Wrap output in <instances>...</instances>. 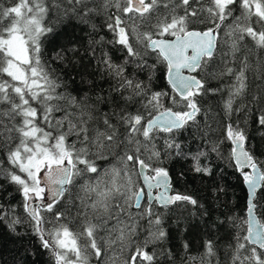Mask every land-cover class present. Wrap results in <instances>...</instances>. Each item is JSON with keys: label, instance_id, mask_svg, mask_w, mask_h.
<instances>
[{"label": "snow or ice", "instance_id": "1", "mask_svg": "<svg viewBox=\"0 0 264 264\" xmlns=\"http://www.w3.org/2000/svg\"><path fill=\"white\" fill-rule=\"evenodd\" d=\"M249 126L264 142V0H0V223L50 264H264Z\"/></svg>", "mask_w": 264, "mask_h": 264}, {"label": "trees", "instance_id": "2", "mask_svg": "<svg viewBox=\"0 0 264 264\" xmlns=\"http://www.w3.org/2000/svg\"><path fill=\"white\" fill-rule=\"evenodd\" d=\"M101 35H105L104 31H101ZM98 38V37H97ZM110 38L109 35H105V39ZM105 51H108L114 57L118 56L111 45H105ZM249 132L252 134V143L255 145V151L260 159H264V155H260L264 152V142L261 141L259 133L255 131L254 128L249 126ZM197 147L196 143L192 144L193 150ZM227 147V145L225 146ZM188 164L180 161L175 164V169L177 173L181 170H186ZM188 188L190 190L198 191V194L203 198L206 206L215 207V201L212 199L210 193L211 185L207 182H201L199 178L192 179V174L189 173L187 177ZM0 182H3L0 180ZM185 183L184 179L180 180V185ZM221 183H226L228 187L227 198L229 207L233 208L237 215H243L244 209L246 207L247 193L244 184L238 174H234L231 169L226 171L225 181ZM11 193V195H9ZM258 198L261 196L260 191L257 193ZM222 197V199H227ZM0 200L5 203H18L20 201V196L15 191L14 185H7L6 190L0 191ZM261 204H264V200H261ZM18 211H22L18 209ZM45 217L48 216L47 213H43ZM219 215V212L213 213V218ZM257 218L264 222V208L258 206L256 211ZM47 227V225H46ZM20 232H24V229H19ZM223 231V230H221ZM187 238L192 241L193 245H198L200 243L201 237L195 233L186 234ZM178 243V241H174ZM0 264H50L49 254L46 250L40 248L38 239L31 234L19 237L11 233L8 228L0 223Z\"/></svg>", "mask_w": 264, "mask_h": 264}, {"label": "water", "instance_id": "3", "mask_svg": "<svg viewBox=\"0 0 264 264\" xmlns=\"http://www.w3.org/2000/svg\"><path fill=\"white\" fill-rule=\"evenodd\" d=\"M244 187H245V190H246V193H247V187L244 185ZM259 191V190H258ZM37 204L39 203L38 201L36 202Z\"/></svg>", "mask_w": 264, "mask_h": 264}]
</instances>
